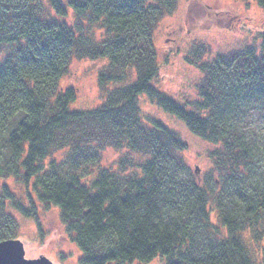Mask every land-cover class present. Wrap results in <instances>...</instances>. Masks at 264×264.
<instances>
[{
    "label": "trees",
    "instance_id": "1",
    "mask_svg": "<svg viewBox=\"0 0 264 264\" xmlns=\"http://www.w3.org/2000/svg\"><path fill=\"white\" fill-rule=\"evenodd\" d=\"M47 1L0 0V177L27 190L0 187V243L18 240L11 211L40 228V205L60 211L80 264H264V35L261 51L194 46L200 99L182 105L153 84L154 34L179 0ZM75 60L106 61L93 110L72 111L77 89H58ZM141 95L215 147L218 180L191 174L187 145L142 118ZM106 148L123 153L115 169Z\"/></svg>",
    "mask_w": 264,
    "mask_h": 264
},
{
    "label": "rangeland",
    "instance_id": "2",
    "mask_svg": "<svg viewBox=\"0 0 264 264\" xmlns=\"http://www.w3.org/2000/svg\"><path fill=\"white\" fill-rule=\"evenodd\" d=\"M43 1L48 7V1ZM67 1L61 0L65 5ZM68 16L67 19L61 20L71 26L74 22L72 10ZM263 35L264 10L255 0H179L176 12L164 18L154 34L160 77L154 80L153 84L182 105L199 100V86L204 75L198 68L185 61L194 46L208 45L211 49L209 58L234 49L253 47L261 51ZM207 60L208 58H204V61ZM105 66V60L73 61L68 75L58 86L59 91L77 89L78 98L70 105L72 111H89L101 105L97 76ZM139 106L144 120L155 118L161 121L187 145V150L181 154L191 174L194 175V170L199 167V176L202 179H219L208 157V153L215 148L213 145L194 135L182 120L165 112L147 95L139 97ZM122 154L116 149L106 148L102 167L117 168L116 164ZM62 156L63 154H57L55 158L61 159ZM3 185H7L18 197L26 200L27 190L15 178L0 177V187ZM3 203L4 200L0 197V212L4 208ZM37 207L40 228L34 219L11 211L19 223L18 240L25 247L26 258L36 260L46 257L53 264H80L82 254L70 242L60 220V211L57 208L47 211L40 205ZM212 217L214 224H218L216 214ZM250 247L255 256L261 255L263 243L250 241ZM151 264L162 262L155 260Z\"/></svg>",
    "mask_w": 264,
    "mask_h": 264
},
{
    "label": "water",
    "instance_id": "3",
    "mask_svg": "<svg viewBox=\"0 0 264 264\" xmlns=\"http://www.w3.org/2000/svg\"><path fill=\"white\" fill-rule=\"evenodd\" d=\"M195 173L199 176L200 169L196 167ZM0 264H53L48 258L41 257L36 260L26 258L23 243L19 240L4 241L0 243Z\"/></svg>",
    "mask_w": 264,
    "mask_h": 264
}]
</instances>
